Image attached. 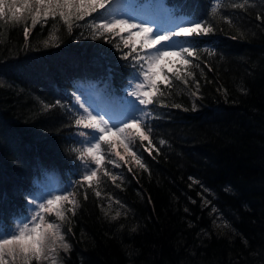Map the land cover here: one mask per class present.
Returning <instances> with one entry per match:
<instances>
[{"label":"trees","instance_id":"trees-1","mask_svg":"<svg viewBox=\"0 0 264 264\" xmlns=\"http://www.w3.org/2000/svg\"><path fill=\"white\" fill-rule=\"evenodd\" d=\"M158 1L168 19L211 21L214 31L184 38L199 59L165 68L170 85L157 82L145 109L152 135L132 147L147 170L102 143L89 182L77 171L73 91L96 83L118 94L133 69L91 38L102 9L71 33L58 17L0 19V228L24 212L39 179L70 175L78 207L65 211L71 248L57 249L61 264H264V0Z\"/></svg>","mask_w":264,"mask_h":264},{"label":"snow or ice","instance_id":"snow-or-ice-1","mask_svg":"<svg viewBox=\"0 0 264 264\" xmlns=\"http://www.w3.org/2000/svg\"><path fill=\"white\" fill-rule=\"evenodd\" d=\"M110 2L111 0H0V19L8 15L9 19L19 23L27 17H31V23L35 25L40 20L47 23L49 18L56 21L58 17L71 33L74 27L81 26L76 23L77 21H84L86 17H91L98 9H104ZM6 8L7 13L5 12ZM216 12L217 8L214 7L212 9L213 15ZM97 19H102L104 22L96 23ZM88 27L92 32V39L104 38L106 43L112 44L121 53L120 59L129 61V66L138 69L137 80L140 76H143L153 91L144 90V85L137 82L134 89L128 92V96L138 99L139 104L145 106L144 109H139V111L145 112V116L130 115L121 120L119 124H112L111 126L102 116L94 115L81 104L84 115L77 118L75 124L84 129L93 130L91 133L80 132L82 138L91 137L86 141L88 147L84 151L92 156L97 168H99L101 155H98V153L101 152L103 144H107L109 147L114 146V142L107 139L108 134H111L118 138V145L124 148L125 153L132 156L141 168L147 170L146 165L142 162V155L139 152H133L131 149L136 139L143 142L149 140L152 135L151 128L146 123L145 117L149 114L145 109L147 105L155 103L153 97L156 96L158 90L156 80L163 74L164 80L168 81L169 85L171 83L167 73L164 72L158 61H164L166 57L170 56L177 57V63L188 68L192 64V60H189L188 57H192L193 60L199 59L198 49L183 46L178 51H171L169 46L178 38L191 39L202 35L206 36L214 31V26L211 21L205 22L193 19L190 24L177 25L176 28L170 31L163 33L157 31L154 33L152 28L144 22L137 23L132 19H121L119 17L107 19L104 14H101L99 17H93L92 23ZM124 33H127L126 37L123 35ZM24 34L26 37L29 34L27 25L24 27ZM115 37L120 38L123 47H121V43H114L113 38ZM50 40H56V33L50 35ZM138 40L141 50L154 49L155 51L146 53L143 56L140 55L136 48ZM47 45L48 41H45V46ZM125 48L130 49V51L125 52L123 50ZM103 51L107 54L106 50ZM132 53H136V55L133 56ZM141 61H145L148 67L145 68ZM173 67L174 65L170 66L168 71H172ZM186 74L189 77L192 76L190 71ZM176 79H181L179 70H177ZM192 94L195 96L196 92ZM160 95H163V92ZM77 103H79V100H77ZM45 107L51 106L46 105ZM176 107H179V105H176ZM100 142H103V144ZM164 143V140L160 141L161 145ZM147 150L145 149V151ZM116 155L120 160H124V156L119 152ZM81 158L83 157L81 156ZM105 175H110V173L105 170ZM96 176L97 172L87 167L83 180L90 181ZM112 178L115 179L114 176ZM97 195H99V192H97ZM65 202L71 205L67 211L72 212L74 215L78 207L75 196L72 193L59 194L47 199L46 202L37 204L35 207L39 211H35L30 218L20 221L15 228H0V264H17V262L31 264L33 260L40 264L41 261L49 259H51L52 264H57V249L68 252L71 245L66 242L61 226L54 222H46L44 214L55 212L56 217L63 222L67 219L65 211L62 210ZM33 203V200H29V204Z\"/></svg>","mask_w":264,"mask_h":264},{"label":"rangeland","instance_id":"rangeland-1","mask_svg":"<svg viewBox=\"0 0 264 264\" xmlns=\"http://www.w3.org/2000/svg\"><path fill=\"white\" fill-rule=\"evenodd\" d=\"M158 2V0H111V2L107 4L104 9L100 10L99 13L104 14L107 19L119 17L121 19H132L137 23L144 22L148 27L152 28L154 33L157 31L163 33L165 31H170L176 28L177 25L190 24V22H187L185 20L177 21L174 18V20L168 19L166 10L164 9L165 6ZM153 6L154 10L152 8ZM103 22L104 21L102 19H98L96 21V23ZM123 35L126 37L127 33H124ZM118 40L120 41L119 37ZM183 46L188 47L187 42L184 41V38H178L174 41L173 44L169 46V50L178 51ZM136 48L137 52H139V54L142 56L146 53L155 51L154 49L141 50L139 40L136 43ZM135 55L136 53H134L133 56ZM177 60V57L170 56L166 57L164 61H158V63L160 64L161 68H163V70L165 68L166 70H168L172 65H177V67L180 69L183 68L184 66L180 63H177ZM141 63L144 64L145 68L148 67L145 61H141ZM137 73L138 69L136 67H133L130 75L127 77L125 86L119 91L118 94L109 93L106 87L97 85L96 83H90L89 85L83 87L79 86L81 90L75 89L72 96V100L74 103V112L77 113L78 117L84 115L83 108H81L80 106L81 104H83L84 107H87L89 111L94 115L102 116L104 120L108 121L109 126H111L112 124H119L121 120L126 119L130 115L145 116L144 111H139V109H144L145 106L140 105L138 99L128 96V92L134 89V86L137 82H140L144 85V90L153 91V89L150 88L148 81L144 80L143 76H140L137 80ZM162 78L163 74H161L159 79ZM159 79L156 80V83L159 81ZM77 100H79V103H77ZM145 119L147 120V116L145 117ZM78 131L80 134V132L91 133L93 130L89 129L88 131V129H84L79 126ZM88 139H91V137L82 139L84 148L82 150V154L80 155V161L82 163H80L77 168L79 177H83L86 174L87 167H90L91 170L97 169L92 156L88 155V153L84 151V149L88 147V144L86 142ZM107 139L118 143V138L112 136L111 134H108ZM104 151L106 150H104L102 147L101 152L98 153V155H101L100 165L103 163L105 155ZM81 156L83 158H81ZM126 156L127 159L132 158V156H129L128 154ZM113 161L116 164L119 163L117 160ZM68 178H70V175L68 176ZM68 178L65 181H62L60 176L56 174H48L42 179H39L36 184L37 190L27 198V204L24 206V208H22L24 212H22L20 216L14 218L12 225L6 229L15 228L20 223V221L26 218H30V216L33 215L35 211H39V209L35 207L37 204L46 202L47 199L55 195H67L68 193H70L73 180ZM29 200H33L34 203L29 204ZM70 206V204H66L65 202L62 210L66 211ZM44 215L46 217V222H54L56 224H59L61 226V231L63 232L62 222L56 217L55 212H53L52 214L45 213ZM56 261L57 264H61L58 260L57 255ZM17 264H20V262H17ZM35 264H37L36 261ZM40 264H52V261L51 259L43 260L40 262Z\"/></svg>","mask_w":264,"mask_h":264}]
</instances>
